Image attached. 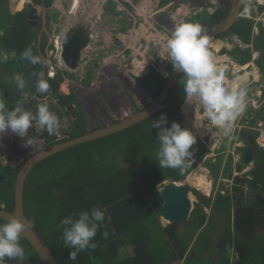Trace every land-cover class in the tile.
<instances>
[{
  "label": "trees",
  "instance_id": "obj_1",
  "mask_svg": "<svg viewBox=\"0 0 264 264\" xmlns=\"http://www.w3.org/2000/svg\"><path fill=\"white\" fill-rule=\"evenodd\" d=\"M31 1L33 3L22 11L12 13L9 0H0V54L6 53L9 56L7 62L0 63V90L4 92L9 108L14 107L16 101L21 98L20 90L15 89L13 74L23 73L25 77L33 72L30 68L23 67L21 58V53L36 44L40 34L38 27L30 23L31 9L35 4L48 8L54 4V0ZM25 2L26 0H17L16 7L20 9ZM232 4L233 0H225L220 3L219 9L214 14L204 11L206 18L201 25L209 29L222 21L228 15ZM3 7H6L4 15ZM198 16L200 14L196 17ZM253 30L254 21L247 19L237 21L218 38L224 40L229 35L239 36L244 43L252 44L253 49H241L236 46L234 51L225 48L221 54L228 52L235 63L245 65L251 62L254 51L260 52L256 65L264 82V29L261 28L259 35H255ZM41 41L43 43L41 49L45 54L47 35ZM210 50L213 52L212 47ZM13 52L16 53L14 57L11 55ZM35 55L40 57L37 52ZM18 65L22 67V71L16 70ZM33 67L36 71L43 72L44 78L50 84L49 93L43 96L39 93L42 98L48 97L53 91L58 103L63 107L75 102L76 95L73 93L68 96L59 94L67 72L60 71L52 79L47 77V67L42 60ZM167 72L169 75L173 73L171 62ZM151 74L156 76L157 81L155 88L149 89V93L157 98L166 87L168 78L163 77L155 68H151L142 79H147ZM33 78L36 80V77L32 76ZM92 78L90 72L87 76L88 83ZM182 79L183 74L167 104L153 117L118 133L57 153L40 162L28 176L24 189V204L26 212L29 204L32 209L30 215H26L51 250L57 264H179L182 261L183 264H231L233 244L240 239L237 235L234 236L231 229H225L218 234L215 242L212 236L216 232L214 217L207 221L208 215L203 206V204L208 207L213 206L216 211L228 209L227 213L231 217V199L225 197L221 189L214 199L206 198L199 191L194 190L201 203L197 204L192 219L184 223L183 228L180 223L168 224L165 227L156 223L155 225L163 233V237L157 242L151 234L150 221L158 217V210L164 204L159 185L166 180L177 181L189 175L210 152L206 145L197 139L198 142L194 145V149H197L195 163L191 168L181 173L179 169H161L158 165L156 153L159 148L157 141L159 129L152 128V123L158 120L162 113H166L168 127L172 122L184 127L185 114L182 110L184 101L181 99L184 91L180 92V87L183 88ZM12 91L15 92L13 96H11ZM35 91L34 84L27 92L31 97ZM29 110L35 112L36 107L33 106ZM135 110L140 111L137 106ZM87 132L86 127L76 129L71 132L69 139ZM56 136L49 135L45 130L40 137L47 139L49 147L67 140H56ZM258 150V156L255 151V181H251L250 185L254 187L260 182L264 188V149ZM222 162L223 158H219L216 166L220 167ZM213 165L211 161L207 163L209 167ZM18 168L14 169L8 163L0 164V204H4L9 212L14 210L15 179ZM2 173L4 176L1 175ZM238 193L239 187L235 186V200L238 198ZM95 207L106 208V215L111 216V223L105 221L107 227L98 230L95 237L98 247L94 251L81 252L75 261L70 260L71 249L64 247L63 226L60 222L66 217L76 218L78 213L90 211ZM181 229L186 232L185 236L180 235ZM105 231L108 232L107 238L103 236ZM23 241L27 242L24 239ZM125 245L133 246L134 255L118 260V251ZM245 245L249 248V252L243 264H264V236L256 235L251 241L245 242ZM28 246L36 257V262L43 264L29 243ZM212 253H215L216 263L208 260L206 256Z\"/></svg>",
  "mask_w": 264,
  "mask_h": 264
},
{
  "label": "rangeland",
  "instance_id": "obj_2",
  "mask_svg": "<svg viewBox=\"0 0 264 264\" xmlns=\"http://www.w3.org/2000/svg\"><path fill=\"white\" fill-rule=\"evenodd\" d=\"M61 1L63 2L61 4ZM86 3V10L88 12H91L90 14L95 13L94 16L88 20L89 16H86V11L83 8H80L77 10V12L74 15H70V7L72 0H55L54 4L51 7H46L44 5H34L37 9V13H34L36 18L32 19L31 22L34 23L36 27L39 29V36L36 44H34V52H38L40 55V58L42 62L47 67V77H51L53 74H58L61 72H67L65 82L61 85L59 94L68 96L69 94L72 95V93H75L76 99L75 104L73 106L68 105L66 108H60L58 106V98L54 96V92L52 91L49 95V97L42 98L39 95V92L37 90L34 92V94L30 97L29 101L24 105V107L29 110L30 108L37 107V105L41 103H47L49 105V108L52 112H54L58 118L61 121V127L59 129V133L57 134L56 140H62L64 138H69L71 135L70 131H74L73 128H76L80 130L81 128H87L88 131L94 130L95 127L100 125H111V123H115L116 121L125 118L122 114L123 112H129L132 111V108H129V106L134 105L137 106V95L132 90V84L130 82L131 79L134 80V82L137 84L139 82L140 86L147 90V86L154 87L156 85L157 78L154 74H151L147 79L142 78H136L135 75L137 73L138 65H135L136 59L142 60L141 57H138L136 55H132L127 51L126 46L132 45L135 47V43L132 42V38L135 35V32L141 31L143 24L145 22L149 21L151 18L150 16L154 15L152 14L147 15V19L140 18V23L135 26L141 27L139 29L135 28L132 30V33L127 35H121L117 33V30H114L116 27V22L118 31L119 32H127L129 29H131L132 25L129 23L128 19L124 18L122 19L123 23L121 25V20L119 19V13L116 11L115 4L113 2H109L110 0H83ZM117 2V6L121 7L126 5L127 0H115ZM167 1V0H166ZM171 1V0H168ZM78 3L75 6V10L78 7ZM107 4L105 8V14L102 17L100 7L104 4ZM17 0H9V8L11 9L12 13L20 12L23 8L30 5V2L26 1L24 5L19 9L16 7ZM4 5V4H3ZM203 11L209 12V7L207 5L202 4ZM102 7V8H103ZM2 10L3 15L5 14L6 7H3ZM33 9V8H32ZM99 9V10H98ZM199 9V7L197 8ZM201 10V11H202ZM99 11V15L97 14ZM153 11V10H150ZM200 11V10H199ZM97 12V13H96ZM1 14V10H0ZM98 15V16H97ZM124 16V15H123ZM165 14H158L156 17H164ZM98 17V18H97ZM125 17V16H124ZM204 19L203 15L200 14V16L195 17V20L198 22H202ZM77 22H85V27L88 29L91 27L93 30H96L101 32L100 39H93V42L91 46L88 48V50L85 51L84 60L82 61L81 67L77 69L76 71H69L65 67L64 62H62L61 54H62V39L64 38V35L66 32L69 31V26L71 24H75ZM160 27H163L159 25ZM47 35L48 37V43L45 47V54L42 52L41 39ZM107 37V41L106 40ZM229 39H232V36L229 37ZM167 40V39H166ZM165 39H161L160 41L165 43ZM54 44V47L52 50H50V43ZM219 42V41H217ZM216 42L213 43V45ZM157 51H161L160 44L157 42ZM61 46V48H60ZM232 48L231 43H222L220 46H216L217 50H215L216 55L217 52H220L224 47ZM139 49V46H138ZM156 51V48L152 45L151 53ZM138 50H135V54H138ZM136 56V58H135ZM219 57H224L221 55H218ZM220 61V59H219ZM225 62V58L222 60L220 65L224 68L227 67V63ZM23 63V61H22ZM226 65V66H225ZM146 66L145 63L142 64V69H144ZM25 68V67H24ZM27 68H30L33 72L38 73L39 71H36L33 65H29ZM26 69V68H25ZM17 71H22V67L18 65L16 67ZM32 72V73H33ZM91 72L92 79L90 83L87 81V76ZM131 73L135 74L132 75ZM141 74V73H140ZM32 74L25 76L26 81V91L31 90V87L35 84V79H32ZM123 76V77H122ZM124 77L129 82H125ZM131 78V79H130ZM240 83V82H239ZM247 86V84H244ZM231 88V87H230ZM15 89L18 90L17 85H15ZM15 92L12 91L11 96L14 95ZM145 93V92H144ZM139 100V99H138ZM127 102L129 105H127ZM121 109L122 111L117 113L118 109ZM128 109V110H127ZM184 109V121L183 126L187 129H190L193 131L196 136L199 134L202 139L207 143L208 147H212L215 145L214 143L221 140V137L219 136H212L205 137V135H202V133H199V131H196L198 125L201 126V130H203L204 133L206 131L203 129L202 125H206L207 121L202 119L203 116V107L202 105L198 106V102L194 99V101L188 105V107L184 106L182 107ZM68 113H71L72 115L69 116ZM132 113H129L128 115H131ZM194 115V116H193ZM127 117V116H126ZM74 120H76L74 122ZM259 123V122H257ZM72 129V130H71ZM43 130L41 133L43 134L45 132L44 129H42L38 124H35L32 128L28 130V135L22 140L20 137L15 136L11 132H8L3 135L2 138H0V159L3 164H11L14 168L20 167L26 160H28L35 151L41 150V148L46 147L48 145L46 138H39L36 134ZM96 130V129H95ZM210 138V139H209ZM28 139H34L36 142L32 144L29 147H25L24 143ZM215 139V142H214ZM210 140H212V144H210ZM263 147V146H262ZM256 155L258 156L259 150H256ZM244 154V151H242V154ZM211 158L209 156L204 159V161L201 163L205 164L208 163ZM236 161H240V158L236 155ZM239 163V162H238ZM243 164V163H241ZM204 166L202 167V169ZM253 170L252 165L248 166L247 171L251 172ZM32 172V171H31ZM208 172V171H207ZM206 173V170H205ZM31 174V173H30ZM29 174V175H30ZM2 176L3 173L1 174ZM191 177V176H190ZM205 179V175H204ZM213 180L212 175L209 176V178H206L205 184L206 187H199L197 190L206 198H215V191L219 185V183H222L221 179L217 182V187L215 188V184L213 186L209 185L211 184V181ZM173 182L171 179L167 180L165 183H163L161 186L159 185L160 191L165 186V184ZM181 182V181H179ZM214 182V181H213ZM193 183V182H192ZM194 184V183H193ZM193 184H190L192 188L196 189V186ZM230 184V183H229ZM223 187H220L223 191H228L229 186L227 183L222 184ZM214 189V190H213ZM212 190V192H211ZM224 195V192L222 193ZM189 200L191 204V213H190V220L193 217L194 210L198 203H201V200L199 199V196L191 191L189 194ZM0 207L2 209H5L4 204H0ZM25 209V204H24ZM30 204L28 205L27 212L25 213L27 215H30L31 212ZM206 211L208 214H212L213 216H216V212L211 211L210 207H206ZM228 215V213H226ZM158 217L150 221V230H152V236L153 239L157 242L163 237V233L158 229V227L155 225L156 223H160L163 227L167 226L169 223L165 221L164 219ZM229 216V215H228ZM210 218L207 217V221H210ZM216 221V222H215ZM214 223H218V226H216V232L214 233V237L217 236V234H220L224 231L225 228L228 226V222L226 220H221V218H215ZM184 223H182L181 227L183 228ZM206 225L204 226V228ZM180 235H186V232H184L183 229L180 230ZM236 237V236H235ZM22 239V238H21ZM23 241V239H22ZM21 242V240H20ZM243 242V241H242ZM21 245L25 249V255L26 259L32 262L33 258V252L31 249H29L28 243L21 242ZM233 245H239L238 243H234ZM237 249V247L235 248ZM134 250L132 245L128 246H122L118 251V260L125 259L127 257L133 256ZM213 262H215V257L212 256L210 258ZM207 262V261H205ZM16 264H19V262L16 261ZM24 264H30L29 262L25 261ZM172 264H178V263H172Z\"/></svg>",
  "mask_w": 264,
  "mask_h": 264
},
{
  "label": "clouds",
  "instance_id": "obj_3",
  "mask_svg": "<svg viewBox=\"0 0 264 264\" xmlns=\"http://www.w3.org/2000/svg\"><path fill=\"white\" fill-rule=\"evenodd\" d=\"M26 1L30 2V4L33 3L31 0ZM78 1H80V3H78V8L75 10L74 8L77 5ZM109 2H113V0L108 1L107 4ZM245 2L248 1L242 2L240 11L243 8ZM62 3L63 2L61 1V4ZM113 3L116 7L117 2L114 0ZM79 7L83 8L86 12H88L86 10V3L83 0H72L70 7V15H74L77 10L80 9ZM154 12L155 11H153V14ZM192 12L195 13L194 10ZM117 13L121 14L120 12ZM104 14L105 7L104 11L102 12V17L104 16ZM156 15H158V13L154 14L153 17L158 20V17H156ZM193 15L195 17V14ZM118 17H121V15H119ZM239 20L242 19L239 18L238 14V21ZM247 20L254 21L255 27V20ZM189 21L191 23L186 22L177 25L175 30L172 32L171 36L167 38L165 45L167 50V61L171 62L173 72L175 71L180 72L181 75L183 74L182 81L185 93V104H191L195 99L198 102V106L202 105V119L207 121L206 125H202L203 129L206 132L210 133L212 136L223 135L226 138H231L234 122L242 116V114L246 111L247 108V88L242 83L237 84L236 79H242L246 74L251 71V69L247 68L241 70L237 72V74L233 78H229L232 87H228L226 83V79L228 78L226 76V72H228L229 68L228 66L224 68L219 65L218 58L210 50L214 42L221 40V42L224 43L225 41L221 38H218L219 36L210 40V37L207 35V31L213 26L209 29H206L199 23H192L193 20ZM72 25H70L69 28ZM257 27L259 33L255 35H259L261 28H263L261 24H258ZM229 36H232V43H237V40H239L237 36ZM142 45H144L143 49H141ZM142 45L140 46V50L144 51L147 45L146 43H143ZM32 46L34 47L35 45ZM61 46L63 52L62 43ZM250 46L253 47L252 44ZM53 48H55L54 44L50 43V50H52ZM225 48L228 50L226 46L223 49ZM223 49L219 52L218 55H228V53L221 54ZM11 55L14 57L16 53L13 52L11 53ZM21 58L25 62L27 61L30 65H37L41 62V58L38 55H35V52H33L31 46L26 48L21 53ZM8 59L9 56L6 53L0 54V63L7 62ZM62 62H64L63 59ZM139 62L142 63L143 60H139ZM251 62H253V57ZM237 65L243 68L246 64ZM145 68H159V71L161 69L159 66H154L153 64H147ZM67 70L69 69L67 68ZM160 74L162 73L160 72ZM32 75L36 77L35 88L37 92H39L42 96L44 94L49 93L50 84L44 78V73L33 72ZM56 75L57 74H53L49 78L54 79ZM163 75L164 74H162V76ZM171 75H169L167 72V75H165V77L169 80ZM180 77L178 78V80L180 79ZM245 77L247 78L248 75ZM12 79L15 81L17 88L21 92V98L16 101L14 107L9 108L8 104L6 103L4 92L0 90V138H2L4 134L11 132L15 136H18L22 140H24V138L28 135V130L32 128L35 124H38L42 129L46 130L49 135H57L61 127V121L58 116L50 110L49 105L47 103H41L37 105L35 112L27 110L24 105L29 101L30 95L27 91H24L26 88L25 77L23 73H14ZM64 79H66V77ZM251 79H253V76H251ZM73 94L75 95V93ZM147 96L150 98L151 94L149 93L147 94ZM257 96L258 98H264V92L262 95L260 93ZM154 99L155 98L153 97L148 99L147 102L144 103L142 108H145ZM250 102L255 101L252 100ZM73 104L75 103L73 102ZM73 104L71 106H73ZM127 105H129L128 102ZM58 106L60 108H66L63 107L60 103H58ZM135 108H132V111L130 112H123L122 115L127 118L130 116L128 115L129 113L134 114L136 112H139L136 111ZM142 108H140V110ZM121 111L122 110H119L117 113ZM123 119H120L116 122H119ZM112 124L114 123H111V125ZM167 124L168 119L166 113H162L159 119L153 121L152 123V128L159 129L157 139L159 148L156 153L159 162L158 165L161 169H179L180 172L183 173L185 170L191 168L192 164L195 163V153L197 149H194V145H196L198 142L197 136L193 131L182 127L177 122H172L170 127H168ZM99 128L104 127H98L95 129ZM42 131L43 130H40L36 134L39 138H42L40 137L43 135L41 133ZM69 138L64 139L69 140ZM35 142L36 141L34 139H28L24 143V146L29 147ZM47 148H49L48 145L46 147L41 148V150ZM41 150L38 149V151H35L34 153L39 152ZM211 184L213 185L212 181ZM216 187L217 185H215V188ZM219 190L220 188L217 187L215 194ZM106 213V208L95 207L92 208L90 211H82L78 213L76 218L70 216L61 220L60 224L63 226L62 239L64 242V247L71 249L69 255L70 260L75 261L79 253L88 250L94 251L98 247V244L95 242V237L97 236L98 230L101 227H107L105 221H107V223H111V216L106 215ZM31 223V221L25 223L23 220L17 217H12L6 223L0 224V264H8V261L10 260H15L19 262V264H24L26 255L25 249L21 245L20 240L22 238L23 233L26 232L27 229L31 226ZM103 236L107 238L108 232L105 231L103 233ZM72 249H74V251Z\"/></svg>",
  "mask_w": 264,
  "mask_h": 264
},
{
  "label": "crops",
  "instance_id": "obj_4",
  "mask_svg": "<svg viewBox=\"0 0 264 264\" xmlns=\"http://www.w3.org/2000/svg\"><path fill=\"white\" fill-rule=\"evenodd\" d=\"M223 1H225V0H171V1H168V0L167 1L166 0H127L126 5L123 6L124 9H122L121 7H118L116 5V11L121 13V14H119V15H121V17L119 18L121 20V22H120L121 25L123 23L122 19H124V18L125 19L127 18L129 23L132 24V25H129V26H131V29H129V31L124 33V32L118 31L119 27L117 26V22H116V24H115L116 27L114 30H117V33L121 34V35H127L129 33L131 34L134 27L140 23L139 22L140 18L142 17L143 19L146 20L147 19L146 16L149 14H152L153 11H155L154 14H157V13L158 14H165L164 17H158V20L151 15L150 16L151 18L149 19V21L147 19L145 24H143L141 31L135 32V35H133L134 37L132 38V42L135 43V47H133L132 45L126 46L127 51L129 53H131L132 55H136L137 58L141 57V59L143 60V62L141 63V62H139L138 59H136L135 65H138V68H137L138 74H136V75L133 73H131V74L135 75L136 78H142V77H144V75L148 74L150 68L149 69L145 68L144 70H142V67H141L142 64L145 63L146 66H147V64H153L154 66H159L161 69L159 71V68H156L157 71L159 73L161 72L162 74H164L163 76L165 77V75H167L166 68H167V66H169L170 62L167 61V50L165 47L166 41H165V43H163L160 40L161 39L166 40L169 36H171V34L175 30L176 26L181 24V23H186V22L191 23L189 20H193L192 23L202 24L201 22H198L197 20H195V17L198 14H202L204 19L206 18L202 12L205 9L202 4L207 5L209 7V13L210 14H214V12L219 9L220 3H222ZM244 1L245 0H243V2ZM246 1H251V0H246ZM113 2H114V0H113ZM99 7H100V10L99 9L98 10L102 13L104 11V7L106 8V3L104 4V7L102 6L103 8L101 6H99ZM198 7H199V9H197ZM150 10H153V11H150ZM193 10L195 11V13L192 12ZM99 11L97 14H99ZM230 11H231V9H230ZM230 11H229V13H230ZM86 14H87V16H90V17H88V20H90V18L92 16H94L95 13H93V15H92V14H90V12H86ZM193 14H195V17ZM101 16H102V14H101ZM82 23L84 26L86 25L85 22H82ZM159 25H161L163 27H160ZM140 27H141V25L139 27H135V28L139 29ZM88 30L92 31L93 39L94 38L98 39V40L100 39L101 32H99V30L98 31L93 30L91 27H89ZM229 37L230 36L224 38V41L226 43L232 44V48H229L228 51H234L236 49L235 48L236 46L238 48H241V49H247V48L253 49V47L244 43L239 38V36H237V38L240 41L237 40V43H235V42L232 43V40L229 39ZM106 40H107V37H106ZM219 41H221V40H219ZM157 42H159V44L161 46L160 47L161 51H157V47H158ZM143 43H146L147 47L145 48L144 51H141L140 46ZM217 43H220V45L222 44L221 42H216L211 47L213 49V54L218 58V64L219 65L222 62V60L226 57L224 63H227V66L229 68L228 72H226V76L228 77L226 79V83H227L228 87H232L229 78H233L237 74V72H239L241 70H244L247 68L251 69V71L245 75V76L248 75L247 78L244 76L242 79H236L237 84H241V83L247 84V86H246V88H247V108H246V111L242 114V116L234 122L231 138H226L223 135H217V136L221 137V140L215 142V139H214L215 145H213L212 147H208L207 143L202 139V137L200 135H197V139H200L201 142L203 144H205L206 147L210 150V152L207 154V156H205L204 159H206L209 156V158H211L210 160H212L211 162H213L214 165H213V167L212 166L209 167V166H207V162L205 164L203 163V165H202L201 163L204 161L203 160L202 162H200L198 164V166L196 168H194V170L189 175L183 176V177H187V180L185 183H187L188 186L194 192V190L199 191L197 189L200 187V185H201V187L207 188V186L205 184V179H204L205 170H206V178H209V176H211L210 172H212L214 177H218V178L221 177L222 178L221 184H223V183L228 184L229 189L231 188L233 201L237 202L238 198H236V200L234 198V187L235 186L239 187V192L241 194L244 193L245 195L247 193H251V192H258L259 189L262 187V184L260 182L257 183V186L251 187L250 182L255 181L254 180L255 179L254 170L256 168L255 151L257 149H260V148L264 149V118H262V115L264 113V98L263 97L258 98V96H257L260 93H261V95L263 94L264 82H263L262 74H261L259 68H257V66L255 65V61L260 57V52L254 51L253 52V62L246 64L242 68V67H239L235 63V61L232 59V57H229L230 55L228 52L227 53L229 56L228 55H221L224 57H219L218 56L219 52H217V55H216L215 50H217V48H216ZM152 45H153V47L156 48V51L151 53ZM138 46H139V49H138ZM135 50H138L139 53L135 54ZM84 55H85V52H83V56ZM136 56H135V58H136ZM219 59H221L220 62H219ZM157 61H159L160 64ZM251 76H253V79H251ZM131 81H133V82H130L132 84L131 85L132 90L137 95L136 99H137L138 103H136V104H137V107L140 109L143 107L144 103H146L148 99L153 97V95L151 93H150L151 94L150 98L147 96V94H149V92H150L149 89H154L155 86L154 87L150 86L149 88L146 87L147 90H144L139 85L140 84L139 82H137V84H136L133 79H131ZM127 82H129V81H127ZM183 91H184V89L182 87H180V92H183ZM184 97H185V93H183V95H181V99L183 101H184ZM252 100H254L255 102H250ZM188 105L189 104H185V102H184L182 107H184V106L188 107ZM129 108H135V106L130 105ZM119 110H121V109H119ZM182 110L184 111V109H182ZM257 122H259V123H257ZM105 126H107V125H100L99 127H105ZM73 129H74V131L76 130V128H73ZM203 135H205V137H209L211 134L206 132ZM251 140H253V143H251ZM210 144H212V140H210ZM247 147H252V150L254 153V159L249 164L243 163L242 159H243L244 154L241 155L242 151H244V153H245V149ZM236 155L238 158H240V161H238L239 163L235 162L237 160ZM219 158H223V162H222L220 167L216 166V163H217ZM230 159H231V163H229ZM241 163H243V164H241ZM0 164H3L1 159H0ZM250 165H252L253 170L251 172H248L247 168ZM200 166L201 167L204 166V168H203L204 170ZM14 169H17V168H14ZM216 174H218V176ZM16 177H17V175H16ZM182 178L180 180H177V182H179V181L182 182L183 181ZM223 178H225V179H223ZM238 178L240 180H237ZM15 183H16V179H15ZM190 184H193L194 186H196V189L192 188ZM209 185L213 186L212 184H209ZM197 186H199V187H197ZM245 195H243V196H245ZM243 196L239 197V201L243 199ZM230 199H231V204H232V210L230 213L231 217H229L226 214L228 209L227 210L223 209V211H216L213 206H209V207L211 208L212 213L216 212V215H218L222 221L226 220L228 222V226L225 229H231L234 236H236V234L234 233V231L232 229V215H233V210L236 208H234L235 204H234V202H232L231 197H230ZM203 206H204L205 212L207 213L206 207L208 208V206H206L204 204H203ZM207 215H208V218H210L212 216V214H208V213H207ZM214 221H215V217H214ZM215 226H218V223H215ZM203 229H204V227L200 230V233L203 231ZM214 233H217V232H214ZM260 235L264 236L263 234H260ZM260 235H258V236H260ZM212 236L216 242L218 234L216 237H214V234ZM21 242H23L22 239H21ZM234 243H236V242H234ZM126 246H128V245H125V247ZM235 246L236 245H234V247H233V253L235 251ZM233 253L231 256V264H235ZM206 256L208 257V260L212 261L210 258L212 256L215 257V253L206 254ZM35 258L36 257L33 255L32 262L27 260V259H25V261L29 262L30 264H38L36 262ZM216 260L217 259L215 258L214 263H216ZM8 264H16V261L10 260V261H8ZM179 264H183V261H182V263H179Z\"/></svg>",
  "mask_w": 264,
  "mask_h": 264
},
{
  "label": "water",
  "instance_id": "obj_5",
  "mask_svg": "<svg viewBox=\"0 0 264 264\" xmlns=\"http://www.w3.org/2000/svg\"><path fill=\"white\" fill-rule=\"evenodd\" d=\"M242 2L243 0H234L231 11L227 17L207 31V35L210 37V40L227 32L238 21V14L240 12ZM38 6L40 5L38 4ZM37 12L38 11L36 7H34L30 16L31 21L32 19L36 18L34 13ZM32 24L34 25L33 22ZM92 36V31L88 30L82 22L73 24L69 28V31L65 33L64 38L62 39L63 52L61 57L66 67L70 71H76L80 68L82 61L84 60L83 52L88 50L93 42ZM31 48L34 52V47L31 46ZM29 65L30 64L27 61L25 62L23 60V67L27 68ZM180 75V72L174 71L169 78L163 92L139 112H136L112 125L91 130L82 136L57 143L47 149L34 153L18 169L15 183L14 210L9 212L5 209H0V219L7 222L12 217H17L23 220L25 223L30 221L27 218L24 209L25 183L31 171L40 162L69 148L110 136L153 117L169 101ZM251 143H253V140H251ZM253 159L254 153L252 147H247L243 155V163L249 164L253 161ZM182 179L183 181L180 183L170 182L165 184L161 190V196L163 198L164 204L159 208L158 215L169 224H182L190 221L191 204L189 200V194L191 190L188 184L185 183L187 177H183ZM22 238L32 246L43 264H57L51 250L45 243L44 239L40 236L38 231L34 228L32 223L27 231L23 233ZM236 247L237 249H235V251L238 252L239 255V260L236 262V264H243V261L248 255L249 249L244 248L241 250V245H236Z\"/></svg>",
  "mask_w": 264,
  "mask_h": 264
},
{
  "label": "flooded vegetation",
  "instance_id": "obj_6",
  "mask_svg": "<svg viewBox=\"0 0 264 264\" xmlns=\"http://www.w3.org/2000/svg\"><path fill=\"white\" fill-rule=\"evenodd\" d=\"M31 13H32V9H31ZM31 13H30V16H31ZM30 23L32 22L30 21ZM124 80L125 82H127V79L125 77H124ZM117 109L119 111V108ZM68 115H71V114H68ZM210 175H212L213 177L212 182L214 181L213 184L215 185H217V182L219 179L222 180L221 177L219 178L214 177L212 172H210ZM219 186L223 187L221 183H219L218 187ZM223 192H224V196L231 197L232 202H234L235 204L234 208L236 209L233 210V215H232V229L234 233L240 239L236 243L241 245L242 247H240V249L242 248L241 250H243L244 248H248L245 245V242L251 241L252 238L256 235H260V234L264 235V188L261 187L258 192H251V193H247L246 195L244 193L241 194L239 192L238 193V196L240 195L239 197L243 195L245 196H243V199L240 201L238 197L237 202L233 201L231 188L228 189V191H223L221 189V193ZM216 216L217 217L212 215V217H215L216 219L219 218L218 215ZM2 223H6V221H3L0 219V224ZM233 255H234V263L236 264V262L239 260L238 252L234 251Z\"/></svg>",
  "mask_w": 264,
  "mask_h": 264
},
{
  "label": "built area",
  "instance_id": "obj_7",
  "mask_svg": "<svg viewBox=\"0 0 264 264\" xmlns=\"http://www.w3.org/2000/svg\"><path fill=\"white\" fill-rule=\"evenodd\" d=\"M245 2L243 8L239 13L240 19H252L255 20L254 34H258V24H261L264 28V0H254ZM144 45L141 46V49Z\"/></svg>",
  "mask_w": 264,
  "mask_h": 264
},
{
  "label": "bare ground",
  "instance_id": "obj_8",
  "mask_svg": "<svg viewBox=\"0 0 264 264\" xmlns=\"http://www.w3.org/2000/svg\"><path fill=\"white\" fill-rule=\"evenodd\" d=\"M78 8V7H77ZM91 13V12H90ZM97 13V12H96ZM93 15V14H92ZM95 15V14H94ZM99 15V14H98ZM97 15V16H98ZM87 16V15H86ZM96 16V15H95ZM90 17V16H89ZM98 18V17H97ZM217 42V41H216ZM219 42H221V41H219ZM222 43V42H221ZM220 45V43H217L216 44V46H219ZM226 58V57H225ZM222 59V58H221ZM220 59V60H221ZM220 62V61H219ZM226 66V65H225ZM194 116V115H193ZM197 130L196 131H199V133H202V135L203 134H205V133H203V130H201V126L200 125H198L197 127H195ZM199 135V134H198ZM201 167V166H200ZM199 168V167H198ZM202 168V167H201ZM204 170V169H203ZM191 180V179H190ZM205 180H206V173H205Z\"/></svg>",
  "mask_w": 264,
  "mask_h": 264
}]
</instances>
